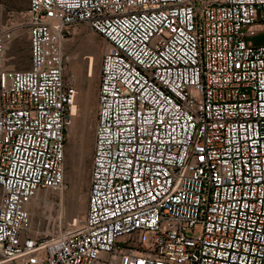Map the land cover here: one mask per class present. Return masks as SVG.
I'll return each mask as SVG.
<instances>
[{
  "label": "built area",
  "instance_id": "obj_1",
  "mask_svg": "<svg viewBox=\"0 0 264 264\" xmlns=\"http://www.w3.org/2000/svg\"><path fill=\"white\" fill-rule=\"evenodd\" d=\"M82 25L104 41L88 207L36 230L33 200L65 187ZM0 264H264V0H29L1 25Z\"/></svg>",
  "mask_w": 264,
  "mask_h": 264
},
{
  "label": "rangeland",
  "instance_id": "obj_2",
  "mask_svg": "<svg viewBox=\"0 0 264 264\" xmlns=\"http://www.w3.org/2000/svg\"><path fill=\"white\" fill-rule=\"evenodd\" d=\"M29 0H0V26L11 23L28 8ZM23 34L28 35L27 32ZM104 41L86 25L79 26L64 45L67 75L78 88V113L66 143L64 190L39 192L31 205L37 230L82 219L88 207V189L97 124L100 69ZM21 48L18 57L21 58ZM18 67H28L25 63Z\"/></svg>",
  "mask_w": 264,
  "mask_h": 264
},
{
  "label": "crops",
  "instance_id": "obj_3",
  "mask_svg": "<svg viewBox=\"0 0 264 264\" xmlns=\"http://www.w3.org/2000/svg\"><path fill=\"white\" fill-rule=\"evenodd\" d=\"M26 31L20 32L17 37L11 42L6 56H7V64L9 67L16 69H28L30 67V38L29 34H23ZM21 48V58L19 59L18 49ZM25 58V63L28 64V67H18L17 63H23Z\"/></svg>",
  "mask_w": 264,
  "mask_h": 264
},
{
  "label": "bare ground",
  "instance_id": "obj_4",
  "mask_svg": "<svg viewBox=\"0 0 264 264\" xmlns=\"http://www.w3.org/2000/svg\"><path fill=\"white\" fill-rule=\"evenodd\" d=\"M78 113V112H77ZM39 194V193H38Z\"/></svg>",
  "mask_w": 264,
  "mask_h": 264
}]
</instances>
